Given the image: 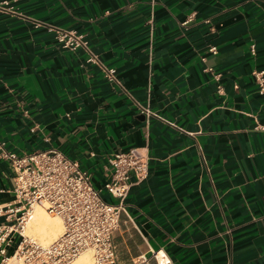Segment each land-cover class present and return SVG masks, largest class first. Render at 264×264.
<instances>
[{"label": "crops", "instance_id": "0c3cea01", "mask_svg": "<svg viewBox=\"0 0 264 264\" xmlns=\"http://www.w3.org/2000/svg\"><path fill=\"white\" fill-rule=\"evenodd\" d=\"M65 31L90 51L64 47ZM256 71L264 0H0V204L14 199L5 151L58 148L102 187L110 156L137 149L149 173L114 264H159L157 250L166 264H264Z\"/></svg>", "mask_w": 264, "mask_h": 264}, {"label": "built area", "instance_id": "2783aa9c", "mask_svg": "<svg viewBox=\"0 0 264 264\" xmlns=\"http://www.w3.org/2000/svg\"><path fill=\"white\" fill-rule=\"evenodd\" d=\"M58 39L66 48L84 47L90 51L83 34L65 31ZM251 50L255 53V44ZM90 53L88 61L100 63ZM102 67L110 81H117L114 68ZM254 75L264 93V71ZM3 157L13 171L14 199L0 204V264L12 260L20 264H71L89 250L93 264H114L113 234L121 214L127 213L131 187L149 173L145 155L137 149L114 153L109 158V178L102 187L94 185L90 171L55 147L23 154L5 151ZM105 191L114 202L104 197ZM36 207L63 222L61 234L50 243L26 232ZM161 252L153 251V255L159 264H166L165 253L160 256Z\"/></svg>", "mask_w": 264, "mask_h": 264}, {"label": "bare ground", "instance_id": "6f19581e", "mask_svg": "<svg viewBox=\"0 0 264 264\" xmlns=\"http://www.w3.org/2000/svg\"><path fill=\"white\" fill-rule=\"evenodd\" d=\"M38 209V208H37ZM35 209L31 220L28 223V229L33 234H35V237H38L41 241L45 243H50L54 239H56L63 230V224L62 221L59 218H53L50 215H48V212L46 213L43 210ZM27 229V232H28ZM163 252L160 253V256H162ZM160 260L163 261V258L160 257ZM71 264H89V254L86 252L82 253L74 262Z\"/></svg>", "mask_w": 264, "mask_h": 264}, {"label": "rangeland", "instance_id": "374dc122", "mask_svg": "<svg viewBox=\"0 0 264 264\" xmlns=\"http://www.w3.org/2000/svg\"><path fill=\"white\" fill-rule=\"evenodd\" d=\"M38 208V209H37ZM35 209H37V210H39V209H41L40 207H36ZM41 210H43V209H41ZM45 211V210H44ZM46 212V211H45ZM47 213V212H46ZM48 215H50L51 217H55V218H59L58 216H54V215H52V214H49L48 213ZM60 219V218H59ZM61 220V219H60ZM62 221V220H61ZM62 224H63V222H62ZM27 229H28V227H27ZM27 232V231H26ZM28 234H31V235H33V236H36L35 234H33L31 231H29V229H28V232H27ZM36 238H38V237H36ZM39 239V238H38ZM87 253L89 254V264H93V256H92V251H87ZM4 264H20L19 262H17L16 260H12V261H9L8 263H4Z\"/></svg>", "mask_w": 264, "mask_h": 264}]
</instances>
